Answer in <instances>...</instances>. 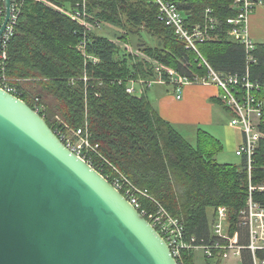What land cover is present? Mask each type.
Instances as JSON below:
<instances>
[{"label":"trees","instance_id":"obj_1","mask_svg":"<svg viewBox=\"0 0 264 264\" xmlns=\"http://www.w3.org/2000/svg\"><path fill=\"white\" fill-rule=\"evenodd\" d=\"M19 1L17 24L5 45L3 63L4 74L16 85V95L33 109L37 104L38 113L56 134L86 125L90 142L97 144L94 151L88 150V163L110 182L119 173L146 191L148 196L139 195L142 207L154 212L161 206L178 218L185 237H194L192 244L221 241L212 234L208 211L224 206L234 219L244 206L248 191L244 159L238 165L217 162L215 153L221 143L211 134L199 129L197 144H190L146 95L126 91L130 78L156 77L155 62L180 73L200 70L195 53L185 48L172 26L158 19L157 4L153 0H86L89 23L119 27L117 39L125 44L141 29L156 38L153 45L138 41V50L146 56L141 57L111 37L85 28L73 14L81 0ZM171 1L189 27L204 23L209 9L219 22L217 37L198 44L199 51L217 71L244 75V46L226 33L225 19L234 14L233 0ZM248 75L251 81L264 79V42H256ZM259 96L264 100V90ZM217 101L231 112L221 99ZM260 128L264 131V109ZM255 159L257 165L264 164V137ZM256 196L264 203V194ZM235 229L238 243L246 246L247 228L234 225ZM193 251L182 250L183 264H195ZM207 259L208 264L221 263L218 251ZM240 263L253 264L246 247L240 251Z\"/></svg>","mask_w":264,"mask_h":264},{"label":"water","instance_id":"obj_2","mask_svg":"<svg viewBox=\"0 0 264 264\" xmlns=\"http://www.w3.org/2000/svg\"><path fill=\"white\" fill-rule=\"evenodd\" d=\"M0 264H178L146 217L1 85Z\"/></svg>","mask_w":264,"mask_h":264},{"label":"built area","instance_id":"obj_3","mask_svg":"<svg viewBox=\"0 0 264 264\" xmlns=\"http://www.w3.org/2000/svg\"><path fill=\"white\" fill-rule=\"evenodd\" d=\"M153 1L158 7V19L172 26L178 38L184 42L185 48L195 53L200 72L192 69L190 74L180 73L175 69L155 62L153 70L156 77L130 78L127 80L126 91L140 96L144 92V88L155 82L167 83L177 87L189 83L213 84L219 88V98L231 110V124L239 127L242 132V141L235 149V154L245 161L248 175V191L245 204L238 211V220L234 225L247 228L248 244L243 246L238 243L239 232L236 229L231 236L227 234L228 218L227 209L224 206H220L215 210L214 222L211 227L212 234L220 238L221 241L214 240L210 243L192 244L195 240L194 237L190 240L185 237L183 224L178 218L171 216L161 206H158L154 212L147 211L142 207L139 195L148 196L146 191L137 189L127 178L119 173L112 177L111 183L146 217L161 235L178 264H183L182 250L186 248H200L207 258L212 257L218 251L221 259H225L232 254L240 255L243 247L250 250L253 264H264V203L258 200L256 196L257 194H264V164L257 165L255 163L260 140L264 137L260 131L264 100L259 96L261 90H264V79L261 82L251 81L248 75V64L253 61V51L256 45L249 32V16L252 10L261 4V0H233L231 7L234 10V14L225 19L227 35L241 43L245 49L247 68L245 74L241 76L231 73L223 74L217 71L202 56L198 49V44L217 37L216 29L219 22L217 18L209 13V9L206 10L204 23L194 24L189 27L186 25L175 2L171 0ZM19 7V0H10V14L0 35V85L14 95L17 92L16 85L4 74L3 63L7 58L5 45L14 33ZM73 14L87 29L98 26L97 23H93L92 26L86 19V0H81L77 3L76 11ZM4 17V0H0V27L3 24ZM80 49L83 50L81 45ZM183 66L191 68L188 63H183ZM179 96L178 94L177 97ZM37 100L36 98L35 101ZM39 108L36 104L35 110L37 112ZM56 135L66 147L86 162H88V159H86L88 158V150L94 151L97 147V144L92 145L90 142L86 125L70 129L68 133L59 131ZM259 253L262 256H259Z\"/></svg>","mask_w":264,"mask_h":264},{"label":"crops","instance_id":"obj_4","mask_svg":"<svg viewBox=\"0 0 264 264\" xmlns=\"http://www.w3.org/2000/svg\"><path fill=\"white\" fill-rule=\"evenodd\" d=\"M249 32L255 43L264 42V0L250 14ZM142 94L194 146L199 129L218 140L221 148L234 144L236 149L242 141L241 129L230 124L231 112L217 101L220 98L216 85L189 83L177 87L155 82L144 88Z\"/></svg>","mask_w":264,"mask_h":264},{"label":"rangeland","instance_id":"obj_5","mask_svg":"<svg viewBox=\"0 0 264 264\" xmlns=\"http://www.w3.org/2000/svg\"><path fill=\"white\" fill-rule=\"evenodd\" d=\"M253 10H252V12H253ZM249 18H250V16H249ZM91 28H93V27H91ZM93 29L99 34L111 37L112 39H114L120 45L121 48L122 47L125 48L128 52H130L132 54H137V55H139L138 53H140L141 57H146V56H144L141 53V51L138 50V41L146 43V44H152V45L156 44V38L150 36L143 29H141L140 32L137 35L130 36V41L126 44V47H125V43L124 42H122L119 39H117L118 35L120 34L119 27L113 26V25H109V24H99L98 26H95ZM231 115H232V113H231ZM230 124H231V119H230ZM260 131H261L262 135H264V131L263 130H260ZM215 160L217 162H221V163H225L226 162V163H233V164H236V165L241 163V157L237 156L235 154L234 144L231 147L223 145V147L215 153ZM208 212H209V215H210V221H211L210 223H211V227H212V224L214 222L213 220H214V216H215V211L212 212V210L209 209ZM227 218H228V221H227V231H228V233L227 234L229 236H231L233 234V231H234V230L232 231L233 226L238 220V212L236 213V217L234 219H232L231 217L229 218V215H228V212H227ZM193 253H194L195 264H208V263L211 262V260H209V259H207V257H205V255L203 254V250L202 249L196 248V249H194ZM220 264H241L240 263V255L232 254L228 258L221 259V263Z\"/></svg>","mask_w":264,"mask_h":264}]
</instances>
